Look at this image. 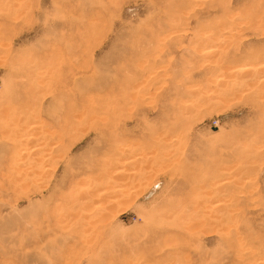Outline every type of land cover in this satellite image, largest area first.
Here are the masks:
<instances>
[{"label":"rangeland","instance_id":"374dc122","mask_svg":"<svg viewBox=\"0 0 264 264\" xmlns=\"http://www.w3.org/2000/svg\"><path fill=\"white\" fill-rule=\"evenodd\" d=\"M0 264H264V0H0Z\"/></svg>","mask_w":264,"mask_h":264},{"label":"bare ground","instance_id":"6f19581e","mask_svg":"<svg viewBox=\"0 0 264 264\" xmlns=\"http://www.w3.org/2000/svg\"><path fill=\"white\" fill-rule=\"evenodd\" d=\"M209 54V53H208ZM206 55V54H205ZM257 67V66H256ZM246 68V67H245ZM240 71H242V70H240ZM243 71H245L246 72V70H243ZM260 74V73H259ZM31 130V129H30ZM252 252H254V251H250V252H248V255H251V254H253L254 255V253H252ZM251 253V254H250ZM247 254V253H246ZM132 255V254H131Z\"/></svg>","mask_w":264,"mask_h":264}]
</instances>
